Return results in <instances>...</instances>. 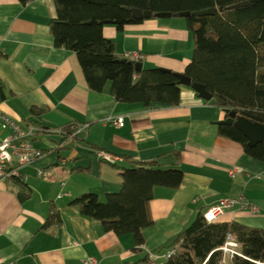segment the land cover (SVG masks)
Listing matches in <instances>:
<instances>
[{"label": "crops", "instance_id": "crops-1", "mask_svg": "<svg viewBox=\"0 0 264 264\" xmlns=\"http://www.w3.org/2000/svg\"><path fill=\"white\" fill-rule=\"evenodd\" d=\"M53 16L52 0H0V111L43 129L33 141L44 152L21 170L27 191L22 198L11 180L0 181V264H83L87 257L94 264H148L140 261L147 252L164 253L158 248L197 214L241 195L259 212L234 206L214 220L264 228V160L218 134L215 122L224 111L184 85L177 105L119 102L109 83L91 90L76 54L54 45ZM102 34L117 54L141 53V68L182 73L191 58L192 37L180 16L142 19L121 29L104 25ZM119 116L122 126L115 124ZM68 124L74 135L63 128ZM130 160L183 172L178 188H153L152 223L142 229L140 253L133 251L130 234L104 231L70 204L85 192L100 199L118 192L120 168ZM47 219L52 222L44 226Z\"/></svg>", "mask_w": 264, "mask_h": 264}, {"label": "trees", "instance_id": "trees-1", "mask_svg": "<svg viewBox=\"0 0 264 264\" xmlns=\"http://www.w3.org/2000/svg\"><path fill=\"white\" fill-rule=\"evenodd\" d=\"M25 4L31 0H19ZM246 2L228 8L229 5ZM54 16L50 31L54 45L73 51L91 90L102 91L107 83L114 99L125 103L177 105L180 87L177 72L159 67L136 69L135 61L117 54L114 42L104 37V25L121 29L142 19L130 9L180 13L213 9L211 14L184 17L192 37L190 61L183 73L201 83L212 95L211 102L225 110H236L251 121L264 124V0H52ZM153 18V17H151ZM190 87V86H188ZM191 88V87H190ZM36 112V108H31ZM73 133L75 127H63ZM220 136L240 143L244 152L264 160V140L253 146L233 125L218 124ZM110 162V161H109ZM114 164L113 161H111ZM122 187L105 193L94 192L73 198L83 216L100 222L104 231L121 236L130 234L133 251L140 253L142 229L152 223L148 203L155 186L176 189L183 172L178 167H161L156 162L131 161L120 168ZM19 196L27 192L24 181L12 178ZM22 193V194H21ZM47 219L44 226L51 224ZM231 235L238 255L230 264H264V228L237 221L207 220L199 213L158 252L173 249L163 264H221V246ZM146 261V255L140 260Z\"/></svg>", "mask_w": 264, "mask_h": 264}, {"label": "built area", "instance_id": "built-area-1", "mask_svg": "<svg viewBox=\"0 0 264 264\" xmlns=\"http://www.w3.org/2000/svg\"><path fill=\"white\" fill-rule=\"evenodd\" d=\"M122 57L125 59L140 61L142 54L139 52H124ZM117 126H122L123 117L119 116L115 120ZM43 131L39 127L28 124L24 126L20 121L10 117L4 112L0 111V181L16 178L24 181L25 177L22 174V168L31 164L36 159L40 158L44 153L41 149L34 145L33 137L37 132ZM54 132H64L63 129H56ZM75 132V131H74ZM73 132V135H74ZM97 155L104 160L113 161L109 154L98 151ZM40 174V172H38ZM233 174V171L230 172ZM234 206L240 209H249L253 213H258V208L250 203L244 196L236 198H224L218 204L208 208L204 213L207 220H214L216 216L220 215L227 209ZM224 260L227 255L230 259L234 255H238L237 244L234 237L227 236L225 243L221 246ZM173 249H168L164 253H157L148 251L146 259L148 264H163V260L167 259L173 254ZM95 260L92 257H87L83 260V264H94Z\"/></svg>", "mask_w": 264, "mask_h": 264}, {"label": "water", "instance_id": "water-1", "mask_svg": "<svg viewBox=\"0 0 264 264\" xmlns=\"http://www.w3.org/2000/svg\"><path fill=\"white\" fill-rule=\"evenodd\" d=\"M246 2H238L232 5H229L228 8H233L237 6L244 5ZM131 15L134 18L137 19H148V18H168L171 17L170 12H155L152 13L149 10H141L138 8H131L130 9ZM213 12V9H203L199 11H193V12H185L180 13L178 16L185 17L189 14L200 16V15H206L211 14ZM136 69L141 68V63L136 62L135 63ZM178 77V83L184 86H190L193 90L196 91V93L203 99L209 100L211 99L212 95L205 89L204 85L197 82H192L191 79L182 73H177ZM225 117L222 120L216 121L215 123L218 124H227V125H233L237 130H239L244 137L247 139V144L249 146H253L259 142H262L264 140V124L259 122H254L249 120L243 115H240L237 113L236 110H229L225 109L223 110Z\"/></svg>", "mask_w": 264, "mask_h": 264}, {"label": "rangeland", "instance_id": "rangeland-1", "mask_svg": "<svg viewBox=\"0 0 264 264\" xmlns=\"http://www.w3.org/2000/svg\"><path fill=\"white\" fill-rule=\"evenodd\" d=\"M184 19V17H182ZM135 62H139V61H135ZM230 258L226 255L224 260H222L221 264H229L230 262ZM146 263H148V260L146 259Z\"/></svg>", "mask_w": 264, "mask_h": 264}]
</instances>
